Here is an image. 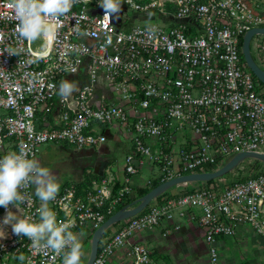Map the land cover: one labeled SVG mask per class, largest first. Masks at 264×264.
<instances>
[{
	"label": "built area",
	"instance_id": "1",
	"mask_svg": "<svg viewBox=\"0 0 264 264\" xmlns=\"http://www.w3.org/2000/svg\"><path fill=\"white\" fill-rule=\"evenodd\" d=\"M121 9L109 20L98 0H80L55 22V33L32 43L18 39L12 0H0V51L24 49L21 56L0 53V155L25 149L37 156L41 145H53L106 156L108 165L62 182L51 204L58 219L75 221L83 244L108 215L138 197L131 179L140 171L148 170L143 186L150 187L215 170L239 151L264 152V91L240 42L245 30L264 25V0H124ZM150 15L158 20L145 19ZM249 50L264 69L263 33L252 34ZM65 79L76 84L70 96L59 91ZM108 135L126 150L112 172L101 151ZM227 173L175 194L170 186L111 224L91 264H107L120 253L117 264H164L139 233L155 227L168 233L194 216L209 264H219V235L243 228L264 240V165L225 179ZM38 204L0 207V221L9 210L23 214ZM0 264L60 260L37 254L10 225H0Z\"/></svg>",
	"mask_w": 264,
	"mask_h": 264
},
{
	"label": "clouds",
	"instance_id": "2",
	"mask_svg": "<svg viewBox=\"0 0 264 264\" xmlns=\"http://www.w3.org/2000/svg\"><path fill=\"white\" fill-rule=\"evenodd\" d=\"M104 15L119 16L124 0H98ZM129 0H126L128 3ZM80 0H12L17 20L19 40L37 43L47 35L55 33V22L66 18ZM154 29L150 28V31ZM0 43H3L0 40ZM9 55L21 56L24 49L9 48ZM59 91L70 96L76 91L74 81L60 82ZM61 184L51 169L43 165L34 152L18 149L0 155V207L9 209L13 205L30 208L39 202L35 211L18 213L7 211L0 225L11 226L12 233L26 238L39 254L59 258L60 264H83L85 256L83 234L73 231L75 221L58 219L51 204L57 200ZM34 198V199H33ZM23 262L25 256L16 257Z\"/></svg>",
	"mask_w": 264,
	"mask_h": 264
},
{
	"label": "crops",
	"instance_id": "3",
	"mask_svg": "<svg viewBox=\"0 0 264 264\" xmlns=\"http://www.w3.org/2000/svg\"><path fill=\"white\" fill-rule=\"evenodd\" d=\"M117 142L118 139L114 135H108L105 143H108L109 146L112 147L117 145ZM39 155L40 159H42L46 155V152L40 151ZM144 181L145 180H143L141 184H136V188L143 186ZM195 184L193 182L185 184L177 183L171 186L167 191H169L170 194H175L181 189L185 187L189 188ZM181 221L179 228L176 230L164 233L161 227H155L140 232L138 239L149 246L153 258L163 261L164 264H205L204 261L209 264L206 245L202 237V232L197 224V216ZM234 241H237L240 247L242 245L246 253V259L243 260L242 264H264V240L254 232L243 228L235 235H219L216 237V243L219 248V264L221 259V245L226 244V242L230 243ZM119 255L121 256H115V258L107 264H117L120 261L119 257H124L122 253Z\"/></svg>",
	"mask_w": 264,
	"mask_h": 264
},
{
	"label": "water",
	"instance_id": "4",
	"mask_svg": "<svg viewBox=\"0 0 264 264\" xmlns=\"http://www.w3.org/2000/svg\"><path fill=\"white\" fill-rule=\"evenodd\" d=\"M254 33H263L264 34V25L261 26H252L244 31L241 38V53L243 59L250 69V71L255 75V77L264 84V69L261 68L253 59L250 50H249V39ZM247 158H254L260 160L264 163V152L263 151H239L232 155L223 165L218 167L215 170L211 171H199L191 172L187 174H181L174 176L167 180L157 183L156 185L149 188L144 194L136 197L128 206H122L108 215L99 226H97L91 233L90 243H89V252L87 258L83 264H91L93 261L97 249L100 237L102 233L113 223L131 216L142 208H144L153 198L158 196L160 193L168 189L170 186L185 182V181H206L219 177L226 174L237 166L240 162Z\"/></svg>",
	"mask_w": 264,
	"mask_h": 264
},
{
	"label": "rangeland",
	"instance_id": "5",
	"mask_svg": "<svg viewBox=\"0 0 264 264\" xmlns=\"http://www.w3.org/2000/svg\"><path fill=\"white\" fill-rule=\"evenodd\" d=\"M145 19L154 21V20H158V16L150 15ZM39 149L42 152L45 151L46 155L42 159H40V155H37V157L40 159L43 165L49 167L52 173L59 178L60 184L64 181H68L72 179L79 180L80 178L83 177L84 173L79 172L78 168H76V163L72 161L61 150L59 146L41 145ZM101 150L108 154V159L110 162L107 171L112 172L120 167V165L122 164L124 153L126 151L124 145L118 144L111 147L109 146L108 143H105L101 147ZM262 165L264 164L260 160L254 158H247L242 162H240L238 167L236 166L233 170L229 171L227 175L224 176V178L225 179L231 178L233 174L236 173L237 171L239 175H244L248 172L261 168ZM148 175H149L148 170L140 171L139 173L133 175L131 179L133 185L141 184V182H143V180H145L146 177H148ZM193 183L195 184L200 182L194 181ZM112 229L113 227H110L104 234L106 235L108 233H111ZM84 250H85V256L83 257V263L85 262L89 252L88 242L84 244ZM220 256H221L220 264H242L243 260L246 259L245 258L246 253L242 248V245L240 247V244L237 241L230 243L226 242V244L221 245ZM204 263L207 264L206 261H204Z\"/></svg>",
	"mask_w": 264,
	"mask_h": 264
},
{
	"label": "flooded vegetation",
	"instance_id": "6",
	"mask_svg": "<svg viewBox=\"0 0 264 264\" xmlns=\"http://www.w3.org/2000/svg\"><path fill=\"white\" fill-rule=\"evenodd\" d=\"M73 147L65 146L62 147V151L76 163V168H78L79 172H86V169H101V167L106 163V156L104 154H93V153H85V150L81 153L74 152ZM92 166V168L90 167Z\"/></svg>",
	"mask_w": 264,
	"mask_h": 264
},
{
	"label": "trees",
	"instance_id": "7",
	"mask_svg": "<svg viewBox=\"0 0 264 264\" xmlns=\"http://www.w3.org/2000/svg\"><path fill=\"white\" fill-rule=\"evenodd\" d=\"M240 42H241V37H240ZM251 74H252V76L258 81V83H259V85L261 86V88L259 89V90H261V91H264V84L261 82V81H259L256 77H255V75L251 72ZM263 87V88H262ZM87 178H88V176H84V179L82 180V181H80L79 183H77V186H79L80 187V185L81 184H83V183H85L86 182V180H87ZM214 179H209V180H206L205 182L206 183H211L212 181H213ZM157 183H152L151 184V186L150 187H152V186H154V185H156ZM150 187H146V186H139V187H137V196H140V195H142V194H144ZM160 196H157V198H159ZM130 201H132V199H129V200H127L126 202L127 203H129ZM103 235H104V233H103ZM102 235V236H103ZM99 243H100V240H99ZM84 244H86V242L84 243ZM83 244V245H84Z\"/></svg>",
	"mask_w": 264,
	"mask_h": 264
}]
</instances>
